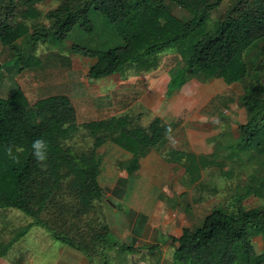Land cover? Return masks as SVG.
Listing matches in <instances>:
<instances>
[{"label":"trees","instance_id":"trees-1","mask_svg":"<svg viewBox=\"0 0 264 264\" xmlns=\"http://www.w3.org/2000/svg\"><path fill=\"white\" fill-rule=\"evenodd\" d=\"M38 1L0 0V44L11 51V56L0 64V256L11 259L12 247L33 226H42L54 239L81 251L83 264H115L109 251L120 258L118 251L134 252L141 246L121 242L107 223L99 222L101 205L97 202L102 200L104 190L97 179L101 162L97 146L107 139L133 147L139 142L133 152L140 157L171 124L156 117L148 134L145 127L132 126L128 112L78 123L76 107L66 93L50 94L31 104L15 82L2 95L3 68L15 66L21 71L41 66L42 58L37 55L40 43L62 48L67 45L66 38L77 32L69 48L94 59L89 69L95 79L131 68L138 73L148 71L157 67L161 52L173 48L184 63L173 68L169 90L188 82L191 73L228 84L249 76L257 78L264 71V0H230L223 14L214 19L211 13L224 0H61L46 13L50 20L46 26L34 23L39 10L33 3ZM176 6L187 14L177 15L173 10ZM18 12L33 24L16 19ZM254 77L241 97L248 117L238 124L239 136L219 142L224 153L238 149L237 157L241 158L233 162L240 166L238 173L248 174L247 180L236 184L238 203L233 209L216 203L201 226H186L181 236L172 237L177 243L174 264L259 261L249 228L264 232V205L245 204L251 197L264 199V83ZM80 127L93 137L94 144L90 149L75 151L66 140ZM38 138L49 144L45 168L32 154L31 144ZM9 145L22 148L18 163L6 156ZM138 160L134 158L133 162L137 164ZM66 187L77 199L76 209L68 217L69 231L64 228L65 217L56 219L62 224L55 228L42 215L58 205ZM8 208L19 209L34 220L9 230L5 215L1 216V210ZM79 214L89 218L85 220ZM119 261L126 264L122 258ZM259 263L264 264V259Z\"/></svg>","mask_w":264,"mask_h":264},{"label":"rangeland","instance_id":"rangeland-1","mask_svg":"<svg viewBox=\"0 0 264 264\" xmlns=\"http://www.w3.org/2000/svg\"><path fill=\"white\" fill-rule=\"evenodd\" d=\"M60 1L40 0L37 3H33L34 7L39 10V18L34 23L39 21L41 26L48 25L50 20L46 17V13L56 8L60 4ZM229 2L230 0H224L219 9L211 13V18H218L219 15H222ZM25 6L24 8H26ZM173 10L179 16L187 14L186 10L180 6L174 7ZM15 18L18 20L24 19L23 21L28 22L30 25L33 24L27 18H23L19 12ZM76 36H78V33L73 32L72 36L66 38L67 45L62 48L53 45V43H40L37 49V53L39 54L37 55L42 58L43 63L41 66L26 67V69L21 71L15 66L3 68L2 80L4 82L1 94H6L8 88L13 86L15 82H18L24 89L31 104L37 99L50 94L66 93L71 97L76 107L78 123L92 119L110 118L113 115L128 112L133 118L137 113L142 114L145 118L144 120H147L142 121L146 127V125L149 126L153 122V117L157 115V112L162 113L169 119L173 117L174 119L172 118V120L178 123L180 128L186 123L188 135L191 138L190 148L196 149L195 151L197 152L206 149V146L202 144L203 142L209 147L214 138H217L216 142L222 143L223 140L230 142L239 136L238 124L246 121L248 117L247 109L243 105L241 97L246 92V85L252 81L251 79L254 76H249L240 82L228 84L219 78L205 79L195 77L194 73H191L189 76L193 77L184 88L169 90L168 81L171 79L173 68L184 63L181 54L176 48H173L161 52L157 67L148 71L138 73L135 69L131 68L127 71L125 70L123 73L119 72L95 79L90 76L89 69L94 59L74 53L69 48L74 39H76ZM21 42L22 40L20 39L17 41V44L20 45ZM10 56L11 51L8 50V47L0 44V64H3V61ZM250 72L253 75V70H250ZM254 79H258L264 83V71H261L260 75L257 78L254 77ZM156 84H159L158 90H156ZM196 87L197 89H194L192 92L191 90ZM145 102L153 103L151 106H146ZM167 110H171V114H173L171 115ZM203 112L204 115L201 116ZM190 117L193 118L191 119ZM203 120L206 127L195 124V122L201 123ZM66 141L72 145L71 147L75 151H82L90 148L94 139L87 130L80 127L75 132V135ZM218 143L216 146L219 147ZM220 150L217 149L216 151ZM237 150L233 148L232 151L225 153L228 158L225 166H211L210 168L203 169L201 171V184H192L187 188V193L183 198L187 201V208L192 207L191 213H193L195 207L194 203H202L197 208L204 210L203 214L210 212L216 203H223L231 209L238 203V186L236 184L247 180L248 174L247 172L243 174L238 173L240 166L233 162L241 158L237 157L239 155L237 154L239 153ZM101 152L102 149L99 148L98 153L100 155L102 154ZM103 157L105 158L104 154ZM130 163L129 161L124 163V168L128 167L125 169L135 174L142 171L139 166H133V163ZM119 165L117 163V166ZM162 172L170 180H174L178 179L184 171L181 165L167 164V168ZM162 172L154 175L157 180L163 177ZM167 184L173 186L170 182ZM106 197L108 195L103 196L102 200L97 202V204L101 205L98 211V214L101 216L100 220L103 218L102 214H108V211L113 210V205L108 202ZM60 198H58V205L54 209L51 208L49 211L44 210L42 215L50 224L53 222V227H58L60 223L62 224V222H58L56 219L60 220L65 217L67 222L64 224V228L66 231H69L71 224L68 217L73 215L70 212L76 209L77 199L68 187L62 190V197ZM258 199L251 197L245 201V204L249 201L256 205H264V199ZM115 205H117V211L114 214L111 213L110 219H116L120 222L119 219L126 212L125 202L118 199ZM2 215H5L3 218L5 222H8L9 230L12 231L34 220L32 216L26 215L16 208L1 210ZM81 215L79 214V216ZM82 216L85 220L89 218H85V215ZM76 220L78 219L74 218V221L77 223ZM204 220L205 217L202 218L201 216L197 219L192 218V224L190 223L189 226H201ZM2 224L4 225V223ZM84 226L87 227L86 225ZM95 227L96 229H100L98 225H95ZM249 230L253 241L255 240L256 242L257 253L259 252L258 254L260 255L259 261H257V264H259L264 258V232H256L257 229L254 227H250ZM56 241L44 227L33 226L22 237L21 242L12 247L10 262L1 259L0 264H41L51 245ZM120 241L124 242L123 239ZM175 247L176 244L174 247L168 248L167 253L169 257L164 259V261H167L163 264H174ZM107 250L109 251V249ZM138 251H128L127 253L118 251V255H122L120 258L123 259V263L135 264L137 262L140 263L145 248H138ZM148 255L149 257H153L154 260L157 259L156 253L155 255ZM109 256L115 259V264H121L120 258L116 256L115 251H109ZM65 261L66 259L62 258L60 264H68L64 263ZM76 264H81V262H77Z\"/></svg>","mask_w":264,"mask_h":264},{"label":"crops","instance_id":"crops-1","mask_svg":"<svg viewBox=\"0 0 264 264\" xmlns=\"http://www.w3.org/2000/svg\"><path fill=\"white\" fill-rule=\"evenodd\" d=\"M170 80L168 81L169 83ZM188 82L173 90L184 88ZM158 86L159 84L155 85L156 90H158ZM194 89H197V87L191 91L193 92ZM166 95L168 96V94ZM152 103L145 102V105L151 106ZM167 111L171 114V110ZM203 115L204 112L201 116ZM156 117H161L162 120L171 124V127H168V129L170 128V133L165 131L164 135L156 139L154 145L146 150V153L140 154V157L133 152L140 146L139 142L138 145L133 147V145H127L124 142L118 143L113 139H107L104 143L97 146L96 149L97 154L102 159L97 179L104 190L103 196L108 195L106 198L113 205V210L108 211V214H102L103 218L100 221L107 223L110 230L120 240L123 239L124 242L145 248L144 255L141 257V264H163L166 262L167 260L164 261V259L169 257L168 248L177 244L172 237L181 236L184 227L189 226L192 218L197 219L200 216L203 218L209 213L203 214L204 210L197 208L202 203H194L195 207L193 213H191L192 207L187 208V201L183 197L186 195L189 186L196 183L201 184V171L203 169L211 166L223 167L228 159L223 152L224 150L216 146L218 143V141L216 142L217 138L213 139L209 147L203 142L202 144L206 146V149L197 152L195 151L196 149L190 148L191 138H189L190 135H188L186 123L180 128L178 123L172 120L173 117L169 119L158 112L153 119ZM193 117L190 118L192 119ZM144 119L140 113H137L134 118L130 117L131 124L134 127H145L142 121L147 120ZM195 124L206 127L204 120L201 123L195 122ZM145 128L146 133H152V129L148 125ZM93 144L91 147H93ZM99 148L102 149L101 155L98 153ZM217 149L221 150L216 151ZM137 157L139 162L136 164L133 159H137ZM128 161L131 162L130 164L134 163L133 166H139L142 171L135 174L125 169L128 167L124 168V163ZM117 163L120 165L117 166ZM167 164L181 165L184 171L183 174L178 179L170 180L162 172L167 168ZM159 172H162L163 177L157 180L154 175ZM168 182L173 184V186L168 185ZM118 199L124 201L126 207V212L119 219L120 222L116 219H110L111 213L114 214L117 211V205L115 204ZM57 241L51 245L41 264H60L62 258L66 259L64 263L76 264L81 262L83 264L84 254L81 251L60 240ZM153 246H155L154 250L151 249ZM155 253L157 254L156 260L148 255H155ZM1 259L10 262L9 257L5 256L2 258L0 256Z\"/></svg>","mask_w":264,"mask_h":264},{"label":"clouds","instance_id":"clouds-1","mask_svg":"<svg viewBox=\"0 0 264 264\" xmlns=\"http://www.w3.org/2000/svg\"><path fill=\"white\" fill-rule=\"evenodd\" d=\"M39 54V53H37ZM166 132L170 133V128L166 129ZM32 154L35 160L40 163L42 168L47 166L48 153H49V144L43 138L35 139L31 144ZM22 151V148L15 145H9L5 152L6 156L11 159L13 162H19L18 154Z\"/></svg>","mask_w":264,"mask_h":264}]
</instances>
